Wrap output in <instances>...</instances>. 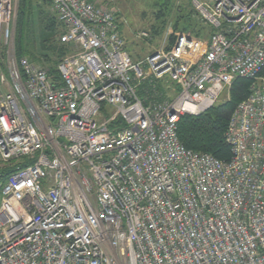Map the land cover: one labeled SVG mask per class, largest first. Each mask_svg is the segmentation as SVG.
I'll list each match as a JSON object with an SVG mask.
<instances>
[{"label": "built area", "instance_id": "1", "mask_svg": "<svg viewBox=\"0 0 264 264\" xmlns=\"http://www.w3.org/2000/svg\"><path fill=\"white\" fill-rule=\"evenodd\" d=\"M43 1L69 47L60 85L16 57L19 0H0V264H264V0H193L209 38L177 33L140 62L101 0ZM237 78L252 84L230 159L185 149L180 118Z\"/></svg>", "mask_w": 264, "mask_h": 264}, {"label": "trees", "instance_id": "2", "mask_svg": "<svg viewBox=\"0 0 264 264\" xmlns=\"http://www.w3.org/2000/svg\"><path fill=\"white\" fill-rule=\"evenodd\" d=\"M163 1L159 6L160 9L155 13V18L161 23V27L152 29L153 37L158 36L165 27L164 19L169 13L166 0ZM45 4L47 3L43 0H19L15 24V52L17 58L26 57L35 65L48 67L54 82L60 85L61 79L55 68L58 61L68 53L69 47L60 44L56 39L59 34V23L55 14L44 10L43 5ZM174 15L171 24L173 31L188 33L204 39L209 38L210 28L203 26L195 19L196 15L193 10L178 11ZM117 23L121 34L119 20ZM169 40L170 44L166 48L173 43L174 38L171 36ZM2 56L3 50L0 49V58ZM258 77L264 78V68ZM251 84V80L237 78L232 82L228 91V100L224 104H216L196 117H181L177 124V137L181 145L187 150L208 154L217 160L227 162L230 159V149L225 141L228 120L235 107L249 95ZM161 91L160 86L155 82L146 81L140 85L138 95L154 101ZM31 163L23 160L18 167L24 168ZM13 172L14 168H1L0 183H3Z\"/></svg>", "mask_w": 264, "mask_h": 264}, {"label": "rangeland", "instance_id": "3", "mask_svg": "<svg viewBox=\"0 0 264 264\" xmlns=\"http://www.w3.org/2000/svg\"><path fill=\"white\" fill-rule=\"evenodd\" d=\"M103 4H107L109 9L116 12L118 20L121 24V34L125 40L126 49L134 62H140L149 57L153 52L166 48L170 44L169 37H175L177 33H184L180 31L172 30V20L178 11H190L195 12V19L203 26L209 27L203 18L194 10L193 0H165L169 7V13L165 17V27L158 36L153 37L152 29L160 28L161 23L156 20L155 13L160 9L159 6L162 0H101ZM19 3V2H18ZM192 3V4H191ZM44 10L52 12L51 7L48 4L43 5ZM54 14V13H53ZM59 34L60 35V28ZM141 32L148 34V38L138 39L137 35ZM188 34V33H186ZM191 35V34H189ZM193 36V35H191ZM196 37V36H193ZM199 39H204L196 37ZM14 40H15V27H14ZM174 41V40H173ZM48 68V67H47ZM169 93L173 94L172 91ZM171 94L169 96L171 97ZM227 90H224L218 98L217 104H224L227 98ZM169 99V97H168ZM100 122V120H98Z\"/></svg>", "mask_w": 264, "mask_h": 264}, {"label": "bare ground", "instance_id": "4", "mask_svg": "<svg viewBox=\"0 0 264 264\" xmlns=\"http://www.w3.org/2000/svg\"><path fill=\"white\" fill-rule=\"evenodd\" d=\"M15 54H16V52H15Z\"/></svg>", "mask_w": 264, "mask_h": 264}]
</instances>
